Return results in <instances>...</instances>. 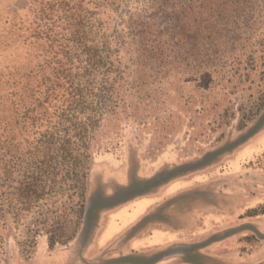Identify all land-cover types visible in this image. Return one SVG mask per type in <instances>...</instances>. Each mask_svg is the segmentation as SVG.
<instances>
[{"label":"trees","instance_id":"trees-1","mask_svg":"<svg viewBox=\"0 0 264 264\" xmlns=\"http://www.w3.org/2000/svg\"><path fill=\"white\" fill-rule=\"evenodd\" d=\"M38 15L44 63L10 73L0 95V228L32 215L34 236L66 244L91 225L93 209L169 181L172 171L109 197L87 195L96 134L142 103L149 112V85L174 71L246 91L241 127L264 111V0H49Z\"/></svg>","mask_w":264,"mask_h":264},{"label":"rangeland","instance_id":"rangeland-1","mask_svg":"<svg viewBox=\"0 0 264 264\" xmlns=\"http://www.w3.org/2000/svg\"><path fill=\"white\" fill-rule=\"evenodd\" d=\"M47 1L0 0V95L10 73L39 72L44 63L47 26L38 14ZM176 76L149 85V112L142 103L96 134L87 195L109 197L174 176L121 205L93 209L91 225L66 244L34 236L32 215L19 223L9 216L0 264H264V111L241 127V108L252 104L246 91ZM140 201L121 221L117 214Z\"/></svg>","mask_w":264,"mask_h":264},{"label":"crops","instance_id":"crops-1","mask_svg":"<svg viewBox=\"0 0 264 264\" xmlns=\"http://www.w3.org/2000/svg\"><path fill=\"white\" fill-rule=\"evenodd\" d=\"M145 205V201L138 202L132 209H123L120 211L117 215L120 218L121 221L127 220L130 218V216H133L137 211H139L143 206ZM115 222L113 221L108 230L115 228ZM109 232V231H108Z\"/></svg>","mask_w":264,"mask_h":264}]
</instances>
